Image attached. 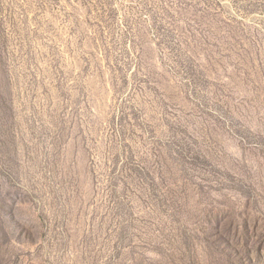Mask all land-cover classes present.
<instances>
[{
	"label": "rangeland",
	"instance_id": "374dc122",
	"mask_svg": "<svg viewBox=\"0 0 264 264\" xmlns=\"http://www.w3.org/2000/svg\"><path fill=\"white\" fill-rule=\"evenodd\" d=\"M0 264H264V0H0Z\"/></svg>",
	"mask_w": 264,
	"mask_h": 264
}]
</instances>
